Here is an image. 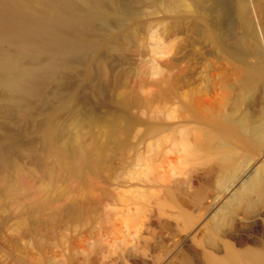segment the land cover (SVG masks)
<instances>
[{"label":"rangeland","instance_id":"1","mask_svg":"<svg viewBox=\"0 0 264 264\" xmlns=\"http://www.w3.org/2000/svg\"><path fill=\"white\" fill-rule=\"evenodd\" d=\"M199 1L128 0L133 17L109 18V26L120 20L136 28L138 50L125 85L109 91L99 109L116 125L93 130L104 159L82 181L47 193L42 209L0 194V264H208L263 248V211L239 213L225 235L220 223L238 183L264 163V143L247 150L230 126L232 152L245 160L225 180L216 144L191 156L182 149L214 132L224 84L255 60H227L207 32L214 18L208 0ZM225 6L222 29L235 33L234 0ZM254 50L264 53L261 45ZM122 96L130 99L125 108L117 103Z\"/></svg>","mask_w":264,"mask_h":264},{"label":"bare ground","instance_id":"2","mask_svg":"<svg viewBox=\"0 0 264 264\" xmlns=\"http://www.w3.org/2000/svg\"><path fill=\"white\" fill-rule=\"evenodd\" d=\"M127 1L0 0V194L10 204L42 209L47 193L99 168L104 155L93 130L116 128L112 115L99 117V109L109 91L125 85L127 65L138 50L136 28L115 19L133 17ZM225 1L208 0L214 18L207 32L222 44L227 60L246 63L252 54L255 60L234 83L224 84L229 91L222 121L212 120L214 132L182 142L190 156L216 144L222 180L245 160L232 152L236 136L230 126L242 134L247 150L264 143V53L254 50L264 48V0H234L235 33L222 29ZM111 17L116 26H109ZM129 102L124 96L117 101L123 108ZM151 170L147 165L146 172ZM231 197L232 208L220 223L222 235L235 228L239 213L264 212V163L238 183ZM208 264H264V246L209 258Z\"/></svg>","mask_w":264,"mask_h":264}]
</instances>
